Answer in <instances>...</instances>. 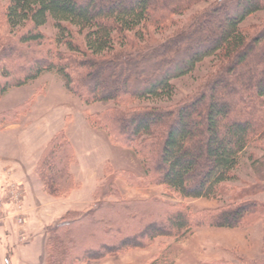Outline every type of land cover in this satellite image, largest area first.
Here are the masks:
<instances>
[{
  "label": "trees",
  "instance_id": "1",
  "mask_svg": "<svg viewBox=\"0 0 264 264\" xmlns=\"http://www.w3.org/2000/svg\"><path fill=\"white\" fill-rule=\"evenodd\" d=\"M2 1L7 28L19 36L20 47L12 49L3 61L28 59L31 65L25 68L24 81L18 86L54 72L63 79L68 92L85 102L113 101L118 105L130 100L168 99L173 93L172 78L188 71L201 57L215 54L217 72L189 101L171 108L105 109L89 114L87 120L93 128L104 130L113 144L141 157L144 175L137 176L138 182L162 185L182 199L230 194L225 185L235 181L234 171L241 157L264 135L255 119L259 114L257 101L264 98V27L250 39L240 29L245 17L264 8V0H219L196 12L187 28L145 51L131 50L133 41L143 42L144 35L160 28L170 15L174 19L205 0ZM49 20L57 31L56 46L74 53L66 66L53 64L51 58L65 60L59 52H45L48 62H43L35 58L43 49L30 48L44 41L42 27ZM3 78L10 80L11 76L4 72ZM57 179L54 176L53 182ZM252 189H242L235 195L231 192V204L239 194L247 195ZM158 204L166 206L164 221L170 229L144 223L146 213L133 223L130 218L138 214L134 211V215H121L122 226L108 223L107 228L95 227L92 235L77 242L71 230L67 233L72 220L58 224L51 239L53 246H65L59 254L60 264H73L77 261L74 255L93 259L141 247V243L169 236L170 232L179 238L199 227L246 228L261 219L264 232V204L249 203L234 209L228 204L193 215L185 207ZM112 205L107 208L119 207L125 213L132 209L124 204ZM152 208L146 207L147 214ZM129 226L136 234H127ZM87 244L92 248L82 249ZM241 264H264V259Z\"/></svg>",
  "mask_w": 264,
  "mask_h": 264
},
{
  "label": "rangeland",
  "instance_id": "2",
  "mask_svg": "<svg viewBox=\"0 0 264 264\" xmlns=\"http://www.w3.org/2000/svg\"><path fill=\"white\" fill-rule=\"evenodd\" d=\"M218 1L200 2L174 19V15H170L160 28L150 29L143 42L135 39L130 49L145 51L160 45L169 36L187 28L196 12ZM263 27L264 8L240 23L241 31L249 39ZM42 31L44 41L30 47L32 50L43 49L35 58L48 62L45 52H59L60 58L65 60H51L56 66H66L67 59L74 53L56 46L57 31L52 21L49 20ZM18 38L7 28L4 1L0 0V89H6L0 91V264L7 244L14 251V264H56V261L60 264L59 254L65 246H53L51 237L54 235L52 230L66 221L72 220L67 233L72 231L71 236L75 235L80 242L92 235L95 227L107 228L108 223L122 226V216L134 215V211L138 214L130 218L133 223L146 213L148 218L144 223L170 229L164 221L166 206L159 202L175 209L185 207L189 215L202 209H221L228 204L231 209L249 203L251 206L257 202L264 204V135L241 157L234 171L235 181L225 185L232 195L253 188L247 195L239 194L241 196L231 204V192L209 199H182L162 185L138 182L137 178L144 175L141 157L113 144L104 130L93 128L87 120L89 114L105 109L171 108L189 101L217 72L215 54L201 57L188 71L172 78L170 98L130 100L117 105L113 101H83L68 92L63 79L54 72L18 86L24 81L25 68L31 67L28 59L3 61L12 49L20 48ZM4 72L11 76L10 80L3 78ZM257 102L259 114L255 119L264 130V98ZM54 176L58 177L55 182ZM112 204H124L132 209L126 213L119 207L109 210L107 207ZM148 206L153 207L149 214ZM168 210L173 212V209ZM96 212H100L98 217L94 215ZM135 232L131 227L127 230L128 235ZM85 247L92 248L87 244L82 249ZM74 256L77 261L73 264L253 262L264 259L263 224L261 219H256L246 228H193L179 238L170 232L169 236L141 243V247L124 248L110 255H97L99 257L93 259ZM61 264H68V261Z\"/></svg>",
  "mask_w": 264,
  "mask_h": 264
},
{
  "label": "crops",
  "instance_id": "3",
  "mask_svg": "<svg viewBox=\"0 0 264 264\" xmlns=\"http://www.w3.org/2000/svg\"><path fill=\"white\" fill-rule=\"evenodd\" d=\"M7 245L8 246L6 247L5 252H4L3 256H2L1 264H14L13 263V259H12L14 251H13V249L10 250V248H9L10 244H7ZM6 253H8V255ZM6 256H8V257H6Z\"/></svg>",
  "mask_w": 264,
  "mask_h": 264
}]
</instances>
